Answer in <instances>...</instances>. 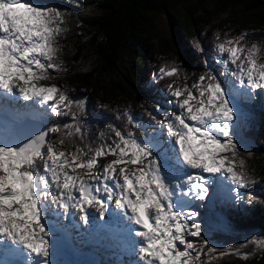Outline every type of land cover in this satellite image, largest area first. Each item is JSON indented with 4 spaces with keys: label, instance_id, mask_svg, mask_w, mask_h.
I'll list each match as a JSON object with an SVG mask.
<instances>
[{
    "label": "snow or ice",
    "instance_id": "6c2138e0",
    "mask_svg": "<svg viewBox=\"0 0 264 264\" xmlns=\"http://www.w3.org/2000/svg\"><path fill=\"white\" fill-rule=\"evenodd\" d=\"M64 16L45 3L0 0V257L54 264L61 218L77 216L80 227L98 216L96 227L130 257L127 264H216L229 255L246 261L248 244L264 252V233L236 248L214 245V226L200 210L227 182L235 213L244 216L254 211V197L240 190L264 180L241 155V129L251 117L245 101L264 100V45L247 40L256 33L217 34L220 67L191 84L186 74L175 84L180 65L162 66L159 77L174 78L167 103L175 111L159 120L149 113L141 124L124 110L117 116L126 118L123 128L109 124L110 135L89 138L84 101L44 83L61 71Z\"/></svg>",
    "mask_w": 264,
    "mask_h": 264
},
{
    "label": "trees",
    "instance_id": "16d2710c",
    "mask_svg": "<svg viewBox=\"0 0 264 264\" xmlns=\"http://www.w3.org/2000/svg\"><path fill=\"white\" fill-rule=\"evenodd\" d=\"M75 13V34L68 43V53L58 54L56 61L68 69L58 86L72 91L69 96L82 99L89 138L100 132L110 135L108 125L123 128L126 118L117 116L127 110L137 121L138 117L150 120L149 108L158 90L167 88L174 78H160L162 66L173 63L181 66L182 75L176 85L185 83L183 74L191 84L211 68L216 71V36H235L245 30H264V0H212L210 7L201 0H85ZM182 4L185 15L174 13V5ZM69 5V4H68ZM170 6V22L177 40L170 47L158 41L154 15L166 12ZM60 9V8H58ZM64 12V11H63ZM242 18V21L239 18ZM252 24V25H251ZM249 42L255 41L248 37ZM173 42V41H172ZM207 61V65H205ZM157 108V107H156ZM251 117L241 129L248 143L243 157L251 174L264 178V111L249 109ZM145 113H144V112ZM103 113V118H97ZM152 114V113H151ZM54 122L66 120L53 118ZM139 131V130H137ZM98 142V141H97ZM247 152L252 156L248 157ZM242 195H252L254 211L237 215L234 199L219 207L224 215V227L218 216L207 209L213 225L211 242L223 248L245 245L246 238L264 233V180L254 188L242 190ZM221 205V200H219ZM251 253L245 261L234 255L225 256L216 264H264V252L256 251L251 244L242 249Z\"/></svg>",
    "mask_w": 264,
    "mask_h": 264
},
{
    "label": "rangeland",
    "instance_id": "374dc122",
    "mask_svg": "<svg viewBox=\"0 0 264 264\" xmlns=\"http://www.w3.org/2000/svg\"><path fill=\"white\" fill-rule=\"evenodd\" d=\"M84 1L85 0H33L34 3H45V4H48L49 6H55L57 8H60L59 10L62 12L64 11V13H65L64 21L65 22H64L63 27L65 28V31L60 35V37L58 38V42H57V47L60 49L62 54L68 53L67 45H68V43H70L73 40L74 34H75V30H74L75 23H76L75 13L77 12L78 7L85 5ZM201 2L210 7L212 0H201ZM168 9H170V10H167L166 12H159V13H156L154 15V20L156 22V27H157V30L154 34H157L158 41H163L164 43L168 44L170 47H173L172 45H175V49L177 50L178 43H177V40L174 36V30H173L172 24L170 22V16H171V14H173V10H172V7L170 8V6ZM173 9H176V11L174 13H178L180 16L185 15V10L183 9L182 4L174 5ZM239 20L242 21V18L240 17ZM255 33H256L255 35H252L249 37L254 39L255 41L260 42L262 45H264V30H257ZM217 60H218V55H217ZM67 71H68V69L65 68L63 65H61V71L59 72V74L53 73V75L56 78H54L52 80L44 81V83L45 84H55L57 80L63 81L62 77L65 76ZM168 98H169V96H168L167 88H164L163 90H158L154 94V99H152L153 107L149 108V110L151 111L153 116H156V118L158 120L162 119L164 117V115L175 111V108L172 107L169 103H167ZM245 104L247 105L248 109L259 110V108H262L264 110V100H262L260 96H257L255 99H253L251 101H245ZM137 122L143 124V123L148 122V119H146V117L140 116L137 118ZM147 131L151 132L152 128H149ZM138 134L144 135L145 132L141 128V129H139ZM241 137L243 138L244 136L241 135ZM247 145H248V143L244 142V138H243V144L241 145V155H243L242 152L247 149L246 148ZM112 158L113 157H111V156L107 157L108 160H110ZM228 187H229V185L227 184V182H225L224 187H222L220 189V191H218L217 195L215 196L211 207L207 208V209H212V212H214V214H216V215L219 213H217L215 210H218L219 207L224 208L226 202H230V204H231L232 199H229V197L230 196L234 197V194H231L228 192ZM240 191L242 192V190H240ZM219 200H221V203H222L221 205L219 204ZM207 209L202 208L200 210L202 212L207 213L208 212ZM208 214H209V212H208ZM208 214H207V216H208ZM218 217H219L218 221L221 223V224H219L220 227H224L223 226V224L225 223L224 222L225 221L224 215L221 214V215H218ZM61 219H62V221L65 222V225L67 223L66 226L68 229L69 224H70V220H66L63 218H61ZM105 219H107V218H105ZM68 221H69V223H68ZM216 225L217 224H215L213 226L215 227ZM78 227H80L79 223H78ZM83 228H85V226L80 227V229H83ZM86 229L89 231V226L86 227ZM96 236H97V234H93V233L89 232V234L86 235V238L92 239L93 237H96ZM80 241H81V247H84L85 239L82 238ZM74 249H77V247H75ZM88 249L84 253H87L88 256H90V254L88 253ZM74 251L78 252V250H73V249H71L70 252L73 253ZM102 251H105V250H102ZM106 252L107 251H105L104 253H106ZM115 252H116L115 254L107 252L110 255L103 256V264H127V261L130 259V257L122 249L121 250L118 249ZM80 258L83 260L85 259L84 257H82V255H78V254L75 255L74 259L77 261H71L70 264H84L83 261L80 260ZM87 258L85 259V261L87 260ZM101 263H102V261L100 260L99 264H101ZM64 264H69V263H67V261H65Z\"/></svg>",
    "mask_w": 264,
    "mask_h": 264
},
{
    "label": "bare ground",
    "instance_id": "6f19581e",
    "mask_svg": "<svg viewBox=\"0 0 264 264\" xmlns=\"http://www.w3.org/2000/svg\"><path fill=\"white\" fill-rule=\"evenodd\" d=\"M49 218L50 217L47 218L48 223H55L56 222V219L54 217H52L51 220ZM97 218H98L97 216L93 217L92 221H96ZM99 222H100V220H99ZM78 223H79L78 216L75 219H71L70 228L68 230L61 231L60 228H62V227H60L57 230V232H62V233L54 234L53 240H52V243H53L55 241V236L59 235V239L57 241V250L59 251L60 255L55 253V252H52V255L61 256L62 259L64 258L66 260L69 259V261H68L69 264L71 261H77V260H71L70 258H72L77 253H82L85 250L84 248L80 247L81 236L79 234ZM83 231H85L84 228H83ZM104 240H108V239L101 238L98 241L88 240V244L85 245L86 247H89V252L95 256L97 264H99L100 260L102 261V255H103L102 250L103 249H106V250L113 252V253H116L115 251L118 249L121 250V248H118L115 244H112L109 241H104ZM75 247H77V249H74ZM71 249L78 250V252L74 251L72 253V252H70ZM52 260L54 261V264H64V262H65L64 261L63 263H60L59 261H56L55 258H52Z\"/></svg>",
    "mask_w": 264,
    "mask_h": 264
}]
</instances>
